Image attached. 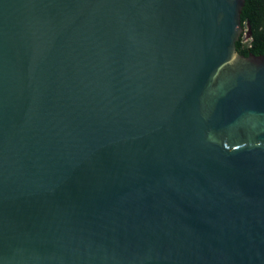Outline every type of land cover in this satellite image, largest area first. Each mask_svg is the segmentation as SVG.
<instances>
[{
    "label": "water",
    "instance_id": "obj_1",
    "mask_svg": "<svg viewBox=\"0 0 264 264\" xmlns=\"http://www.w3.org/2000/svg\"><path fill=\"white\" fill-rule=\"evenodd\" d=\"M0 264H264V0H0Z\"/></svg>",
    "mask_w": 264,
    "mask_h": 264
}]
</instances>
